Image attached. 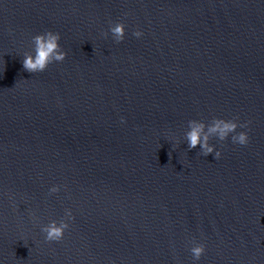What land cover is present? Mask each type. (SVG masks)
Listing matches in <instances>:
<instances>
[{
  "label": "water",
  "instance_id": "obj_1",
  "mask_svg": "<svg viewBox=\"0 0 264 264\" xmlns=\"http://www.w3.org/2000/svg\"><path fill=\"white\" fill-rule=\"evenodd\" d=\"M214 117L248 144L189 149ZM0 264H264V0H0Z\"/></svg>",
  "mask_w": 264,
  "mask_h": 264
},
{
  "label": "clouds",
  "instance_id": "obj_2",
  "mask_svg": "<svg viewBox=\"0 0 264 264\" xmlns=\"http://www.w3.org/2000/svg\"><path fill=\"white\" fill-rule=\"evenodd\" d=\"M109 30L116 42L124 39L125 25L123 22L110 25ZM133 34L136 37L142 36V32L139 30ZM103 35L106 37L107 32L103 33ZM60 38V33L53 31H47L33 36L34 54L30 52L24 55V69L31 73L43 72L50 63L63 61L66 57V52L61 50ZM188 126L189 130L185 133V138L188 142L189 149L199 145L202 155L207 156L214 153L215 159H218L221 153L218 150L214 151L215 146L209 143L211 138L215 137L220 141H224L231 134L233 143L246 145L249 142L246 131H236L238 127H246V124H239L235 118L226 120L214 117L207 125L203 121L193 119L188 121ZM49 191L50 193H56L59 191V186L54 185ZM65 216L66 219H62L59 222L52 220L41 227V231L45 233V241H60L63 238L65 230L69 227L68 220L73 218L70 209L66 210ZM190 251L193 259L199 260L205 251V245L203 243L194 244Z\"/></svg>",
  "mask_w": 264,
  "mask_h": 264
}]
</instances>
